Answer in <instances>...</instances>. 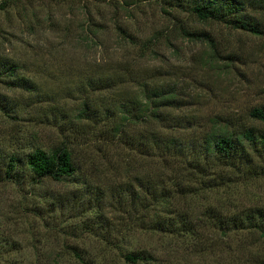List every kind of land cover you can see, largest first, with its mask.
<instances>
[{
  "label": "rangeland",
  "instance_id": "obj_1",
  "mask_svg": "<svg viewBox=\"0 0 264 264\" xmlns=\"http://www.w3.org/2000/svg\"><path fill=\"white\" fill-rule=\"evenodd\" d=\"M246 1L256 3L261 35L197 23L184 9L159 0L129 6L122 0H13L0 11V61L31 85L24 90L0 80V99L9 107L0 112V161L14 153L64 149L79 169L60 182H29L27 173L18 185L0 180V251L15 264H80L62 256L74 247L93 264H125L121 255L132 251H156L164 264H264V237L254 233H208L206 250L178 248L174 256L166 238L146 230L147 220L133 221L129 196L118 192L164 172L169 187L168 179H180L174 170L184 173L188 160L160 162L155 147L137 146L143 123L126 126L129 138L115 140L107 121H116L117 107L149 81L178 91L179 106L154 125L157 138L194 147L214 120L248 125V112L264 107V0ZM180 27L206 35L217 63L206 64L207 44L179 37ZM83 103L90 116L79 119ZM209 166L229 175V185L203 191L199 202L193 200V217L210 206H264V179ZM170 196L176 205L178 196Z\"/></svg>",
  "mask_w": 264,
  "mask_h": 264
},
{
  "label": "trees",
  "instance_id": "obj_2",
  "mask_svg": "<svg viewBox=\"0 0 264 264\" xmlns=\"http://www.w3.org/2000/svg\"><path fill=\"white\" fill-rule=\"evenodd\" d=\"M12 1L2 0L0 11L5 10ZM136 1L122 0V4L129 6ZM159 1L164 2V5L184 9L197 23L223 25L233 31L247 32L252 35H261L262 33L261 24L253 16V6L256 3L250 1ZM179 29V37L207 44V51L203 57L206 64L213 66L217 63L218 52L206 35L185 31L182 27ZM225 67H228L226 63ZM15 71L13 65L0 61V80H3L5 85L30 90V83L25 79H19ZM178 104V91L174 85L158 82L152 84L145 81L138 85L137 91L130 101L117 107L118 118L116 121L107 120L111 124V137L115 140L126 139L125 137L128 136L125 131L126 126L143 123L141 134L137 135L142 140V142L138 141V148L145 144V149L148 150H153L155 147L154 149L159 150L158 155H162L159 159L160 162H165L168 157L176 156L188 160V166L185 165L188 168L184 169V173H181L179 169L174 170L180 179L175 181L176 183L172 177L168 179L169 187L165 186L164 172L160 176L155 174L154 176L157 175L155 179H152L154 177L152 176L145 180H133L134 183L137 182L136 188L129 182L126 184V188L118 192L120 197L122 195L129 196V205L133 209V221L147 220L146 230L156 232L166 238L168 241L165 240V248L172 249L174 256L177 255L175 251L178 248L184 253H187L189 249L191 252L198 249L206 250L204 243L208 244L212 239L211 237L210 240L207 239L206 234L208 233L210 236H212L211 233H214L221 235L222 238H227L229 234L234 235L244 230L264 237V206H251L240 210L229 209L228 211L221 206L219 208L210 206L205 208L200 216H194V218L192 215L195 210L194 205H196L193 200L199 202L203 191L229 185L226 182L230 181L228 180L229 175L224 177V175L215 174L212 169H208V165L213 164L224 168L223 171H232L236 177L246 178L248 176L250 180L264 179V107L254 108L248 112L247 117L250 122L248 125L233 119H226L221 123L214 120L210 130L204 133L202 141L194 147H190L183 143L178 144L174 139H160L152 134L156 131L154 125L158 123L161 125L166 120L165 112L177 108ZM88 109L89 106L83 103L77 118H89ZM8 111V104L0 99V112L7 114ZM146 128H148L147 133ZM6 156L3 161H0V180L14 185L21 182L24 173L29 176V182L35 183L42 179L60 182L75 178L79 170L73 163L71 154L64 149H56L51 152L36 149L27 154L14 153ZM172 193H175L179 198L176 199V205H173V197L170 196ZM100 199L103 198L99 196L95 202L99 204ZM138 201L141 203L137 204ZM138 210L139 212L136 213ZM105 244L112 246V241L105 240ZM67 250L63 252V257L67 259L74 257L80 264H93L92 259L83 257L84 254L79 252L76 247ZM155 252L152 254L147 251H132L120 255L125 264H164L162 258L155 257ZM7 255L0 251V259L6 256L4 264H15V260H10ZM38 262L40 263V261ZM42 264L44 263L42 262Z\"/></svg>",
  "mask_w": 264,
  "mask_h": 264
}]
</instances>
